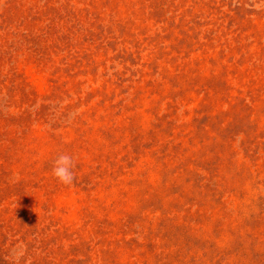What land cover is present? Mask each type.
<instances>
[{"label":"rangeland","instance_id":"374dc122","mask_svg":"<svg viewBox=\"0 0 264 264\" xmlns=\"http://www.w3.org/2000/svg\"><path fill=\"white\" fill-rule=\"evenodd\" d=\"M0 264H264V0H0Z\"/></svg>","mask_w":264,"mask_h":264},{"label":"clouds","instance_id":"9594fccd","mask_svg":"<svg viewBox=\"0 0 264 264\" xmlns=\"http://www.w3.org/2000/svg\"><path fill=\"white\" fill-rule=\"evenodd\" d=\"M74 168V157L67 153H61L53 161L52 175L59 183L70 186L75 180Z\"/></svg>","mask_w":264,"mask_h":264}]
</instances>
